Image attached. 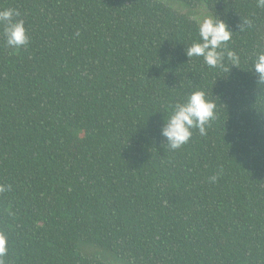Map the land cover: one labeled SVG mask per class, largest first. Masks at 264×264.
Segmentation results:
<instances>
[{
  "label": "trees",
  "instance_id": "obj_1",
  "mask_svg": "<svg viewBox=\"0 0 264 264\" xmlns=\"http://www.w3.org/2000/svg\"><path fill=\"white\" fill-rule=\"evenodd\" d=\"M177 1L233 32L227 78L190 61L199 23L159 0H0L30 39L9 48L0 25L8 264H105L82 242L134 264H264V84L251 71L264 9ZM196 90L216 119L172 151L161 129Z\"/></svg>",
  "mask_w": 264,
  "mask_h": 264
},
{
  "label": "clouds",
  "instance_id": "obj_2",
  "mask_svg": "<svg viewBox=\"0 0 264 264\" xmlns=\"http://www.w3.org/2000/svg\"><path fill=\"white\" fill-rule=\"evenodd\" d=\"M257 7L264 9V0H256ZM20 12L16 9L0 10V25H4L5 43L9 48L20 49L30 43L23 20H17ZM251 26L252 21L245 22ZM243 23L241 30L245 27ZM199 42L186 46L185 54L190 61L193 57L203 58L204 63L212 69L223 68L225 76L231 68L237 67L239 55L233 50H225L232 40L233 32L227 23L219 16L206 17L198 24ZM231 65L229 69L227 66ZM258 77V85L264 84V51H260L252 60V69ZM216 104L207 98L204 91H193L183 103H177L170 116L165 120L161 135L167 141L166 146L172 150L181 149L190 142L193 130H198L202 136L207 135V128L216 119ZM215 182L217 177L210 178ZM8 191V187L0 185V193ZM8 238L0 232V264H8Z\"/></svg>",
  "mask_w": 264,
  "mask_h": 264
},
{
  "label": "rangeland",
  "instance_id": "obj_3",
  "mask_svg": "<svg viewBox=\"0 0 264 264\" xmlns=\"http://www.w3.org/2000/svg\"><path fill=\"white\" fill-rule=\"evenodd\" d=\"M167 6L175 9L178 12L186 14L190 18L200 23L206 17H213L207 6L204 3H200L196 7H190L177 0H159ZM79 252L87 258H94L102 261L105 264H134L125 259L117 257L114 253L97 247L93 244L80 243Z\"/></svg>",
  "mask_w": 264,
  "mask_h": 264
}]
</instances>
